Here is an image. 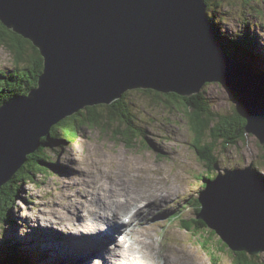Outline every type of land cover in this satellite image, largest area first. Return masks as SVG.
I'll list each match as a JSON object with an SVG mask.
<instances>
[{"label": "water", "instance_id": "1", "mask_svg": "<svg viewBox=\"0 0 264 264\" xmlns=\"http://www.w3.org/2000/svg\"><path fill=\"white\" fill-rule=\"evenodd\" d=\"M0 20L44 57L38 85L0 106V188L54 125L134 89L189 97L222 83L264 145V78L223 48L206 0H0ZM206 185L197 218L234 252H264V174L225 168Z\"/></svg>", "mask_w": 264, "mask_h": 264}, {"label": "rangeland", "instance_id": "2", "mask_svg": "<svg viewBox=\"0 0 264 264\" xmlns=\"http://www.w3.org/2000/svg\"><path fill=\"white\" fill-rule=\"evenodd\" d=\"M212 3L208 14L216 20L219 32L225 38L243 35L246 31L257 35L258 44L254 49L262 53L257 64L263 69L264 0H213ZM235 62L250 72L242 62ZM12 69V53L0 43V70ZM250 73L264 78V74ZM201 92L209 100L213 111L231 114L241 108L239 95L222 83H208ZM126 100L136 126L144 130L143 138L137 139L129 147L124 140L115 137L112 128L107 130L102 126L84 125L69 136L70 140L56 139L45 153L36 151L35 158L41 157L43 162L40 168L43 170H36L39 173L35 179L23 181L19 185L20 195L12 206L11 218L0 220V247L3 248L9 240L18 242L21 247L16 253L27 260V264H80L77 256L85 261L92 256V264H111L98 254L86 251L73 254L81 248L72 249L69 242L64 248L63 238L57 236L74 228V221H68L72 218L70 208L78 207L80 215L84 216L78 222L84 220L86 213L82 191L95 186L101 190L96 195H101L127 186L143 191L161 189L162 186L174 189L177 186V193L159 204V213L140 215L136 219L131 216V227L124 219L131 215L129 201L118 204L126 209L121 210L124 228L117 232L116 241L128 245L142 231L150 240L152 237L147 234L149 230L155 238L157 258L163 253L169 255L166 259L180 264H236L229 247L225 248L216 241L221 237L219 234L213 236L206 232L202 241L210 243L209 249L183 226L185 221L197 217L192 202L201 197L207 188L204 183L209 174L207 164L193 145L195 135L190 128L189 116L194 109L180 103L175 105L164 96L158 97L143 89L130 90ZM61 131L66 134V129L62 128ZM57 133L56 136H60L61 132ZM246 135V139L239 140L236 145L228 146L223 141L218 143L214 157L218 158L215 165L219 166V170L244 168L253 163L264 174V145L253 134ZM29 162L32 163V160ZM214 170L212 178L219 171L216 168ZM63 203H68L67 208H64ZM61 206L63 210H60ZM58 208L60 213L49 212L47 215V211H57ZM37 213H42L40 222L34 219ZM61 216L65 217L59 218ZM76 224L77 229L73 232L82 229L84 235L89 234L86 226ZM126 228L133 229L131 235L125 232ZM126 236H132L133 240H128ZM100 243H103V239ZM2 248L0 259L7 256V251ZM52 251L60 253L58 260ZM258 256L264 261V252ZM165 258L161 257L156 264H165Z\"/></svg>", "mask_w": 264, "mask_h": 264}, {"label": "trees", "instance_id": "3", "mask_svg": "<svg viewBox=\"0 0 264 264\" xmlns=\"http://www.w3.org/2000/svg\"><path fill=\"white\" fill-rule=\"evenodd\" d=\"M208 9L212 7L213 0H206ZM209 16V20L215 27L219 40L223 48L231 55L232 58L243 63L244 67L252 73L264 74V68L257 64V61L262 56L258 50L254 48L258 44L257 35L246 31L243 35L237 34L234 37L226 38L219 32V26L216 25V20ZM0 43L5 45L12 53L14 61V69L11 71L0 70V106L3 102L20 94H27L31 89L38 85V79L44 69V57L40 50L28 39L16 33L12 29L7 28L0 21ZM258 55H257V54ZM258 56V57H257ZM146 93L164 96L169 102L177 105H186L187 108H193V112L189 116L190 128L195 135L194 147L200 154V158L205 161L209 169V174L206 179H211V174L215 171V163L218 161L214 157L216 148L220 141L228 144V146L236 145L240 140L246 139V124L247 119L244 113V108L240 102L241 108L231 114H223L212 110L209 100L203 92L194 94L189 97L180 96L175 93L164 94L151 89H143ZM130 91V90H129ZM116 100L114 103L100 104L92 107H86L78 113L67 117L60 123L54 125L49 136L43 137L41 145L37 152L45 153L51 143L58 140H70L69 136L75 133L76 130L84 125L102 126L109 130L114 129L115 137L122 139L131 147L139 138H143L144 130L137 127L134 119L131 116L130 105L126 100L128 92ZM167 101V102H168ZM118 124V127L116 125ZM66 129V134L61 129ZM117 129V130H116ZM61 132L60 136L57 132ZM142 140V139H141ZM225 144V145H226ZM227 146V147H228ZM226 147V146H225ZM32 160V163L29 162ZM41 157L35 158V153L31 154L27 162L20 168L13 178L0 188V220H8L12 215V206H14L18 195H20L19 185L23 181L33 180L36 178L38 171L43 170ZM264 162V156H263ZM31 163V164H30ZM257 171L258 168H255ZM217 175V174H216ZM213 176V178L216 177ZM212 178V179H213ZM206 182L204 183V185ZM18 185V186H17ZM206 186V185H205ZM195 206L196 215L201 210L199 198L192 202ZM193 235L199 238L203 246L211 248L210 243L204 239L206 232L211 235H218L217 232L211 229L203 220L195 217L193 220L185 221L183 225ZM223 247L227 248V244L221 239H217ZM2 248V247H0ZM18 242L9 240L2 248L7 251V256L0 259V264H27V260L20 258L18 252ZM233 253L236 264H264L260 256L251 255L246 251Z\"/></svg>", "mask_w": 264, "mask_h": 264}, {"label": "bare ground", "instance_id": "4", "mask_svg": "<svg viewBox=\"0 0 264 264\" xmlns=\"http://www.w3.org/2000/svg\"><path fill=\"white\" fill-rule=\"evenodd\" d=\"M177 189H178L177 186L174 189H170L167 186H162L161 189L155 188L154 190L152 188L143 191L140 188L127 186L120 188L118 190H110L105 194L96 195L101 190L95 186L90 187L88 188V190H84V192L82 191L85 199L84 209L86 213L85 218H83L84 220L82 222H78V219H80V217L83 216L80 215L81 210L78 207L70 208V215L72 218H69L68 221H70V219L74 221L73 223L74 228L71 227L65 230L64 233L66 235L60 234L57 236L63 238L64 244L62 246H64V248H66L68 242L70 243L69 247H71L72 249H76L79 247L81 248L73 254L83 253L84 251L93 254H98L102 256L105 259V261L111 264H156V261L159 260L161 257L165 258L166 256L168 257L169 255H165L161 253L160 258H157L158 254L154 248L155 238L153 237V235L150 233L149 230L147 234L150 235V237H152L150 238V240H148V237L142 234L144 233V231H142V233H139V235L136 234L134 241H132L128 245H123L122 243L121 245L120 241L119 242L116 241L115 237L117 232L122 231L124 228L122 226L124 222L121 221L122 219L120 217L121 210L126 209L124 206L118 204H120L123 201H129V209L131 210L130 212L133 214V217H135V219L138 218L140 215L146 216V215L156 214L160 212L158 211L160 207L159 204H161L163 201H166L173 194L177 193ZM93 190L95 191V193L92 194ZM83 203L79 205L80 208L82 207ZM141 203L143 204V206H141ZM63 205L64 208H67L68 203H63ZM132 205H134V207ZM59 208L60 210L64 209L62 208V206ZM59 208L57 209V211L56 210L47 211V215L49 212H52L54 214L58 213L60 211ZM64 214H66V212H64ZM40 215L38 213L34 215V219L36 222H40L41 220ZM50 216L51 215L49 214L48 217L50 218ZM63 217L65 216H61L59 218H63ZM126 217L127 216H125L124 219ZM76 223H78L79 226L80 225L86 226L88 228L87 232L89 234L84 235L83 234L84 230L82 229L76 230L77 232H73V230L77 229ZM102 239H103V243H100ZM53 254L58 256L57 260L61 256L60 253L53 252ZM89 258H91L90 259L91 261L92 256H89ZM89 258L87 261H85L84 259H81L78 256L76 257L77 261L80 264H87ZM165 261H164L165 264H180L177 262H171L166 258ZM90 264L92 263L90 262Z\"/></svg>", "mask_w": 264, "mask_h": 264}, {"label": "snow or ice", "instance_id": "5", "mask_svg": "<svg viewBox=\"0 0 264 264\" xmlns=\"http://www.w3.org/2000/svg\"><path fill=\"white\" fill-rule=\"evenodd\" d=\"M0 27H2V25H0ZM90 259H91V258H89V262H87V264H90Z\"/></svg>", "mask_w": 264, "mask_h": 264}, {"label": "flooded vegetation", "instance_id": "6", "mask_svg": "<svg viewBox=\"0 0 264 264\" xmlns=\"http://www.w3.org/2000/svg\"><path fill=\"white\" fill-rule=\"evenodd\" d=\"M29 40V39H28Z\"/></svg>", "mask_w": 264, "mask_h": 264}]
</instances>
